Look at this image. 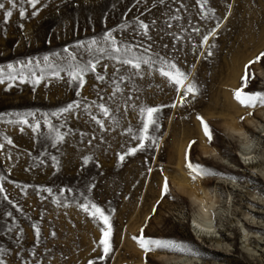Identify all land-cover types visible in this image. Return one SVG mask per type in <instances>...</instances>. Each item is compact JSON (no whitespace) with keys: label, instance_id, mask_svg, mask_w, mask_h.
I'll use <instances>...</instances> for the list:
<instances>
[{"label":"rangeland","instance_id":"rangeland-1","mask_svg":"<svg viewBox=\"0 0 264 264\" xmlns=\"http://www.w3.org/2000/svg\"><path fill=\"white\" fill-rule=\"evenodd\" d=\"M0 2L5 264H264V106H242L233 95L245 65L264 53V0H39L35 8L26 0L15 8ZM108 33L120 52L104 40ZM133 56L149 63L135 69L119 62ZM165 64L185 74L184 87L161 75L173 71ZM8 65L17 79H9ZM85 66L81 88L72 74ZM248 74L244 92L264 94V57ZM189 84L195 94H185ZM148 107L159 111L141 148ZM186 153L205 172L195 180ZM203 192L214 203L210 233L193 224L192 197ZM92 205L112 226L104 259V225L90 214ZM141 229L166 246L145 253L133 239Z\"/></svg>","mask_w":264,"mask_h":264},{"label":"snow or ice","instance_id":"snow-or-ice-1","mask_svg":"<svg viewBox=\"0 0 264 264\" xmlns=\"http://www.w3.org/2000/svg\"><path fill=\"white\" fill-rule=\"evenodd\" d=\"M7 2L12 5L13 8L16 7V0H7ZM26 2L33 8L36 7V5L39 3V0H26ZM161 2H163V0H161ZM202 3H207V0H202ZM5 8V4L3 2H0V10ZM36 13L34 12L33 15H35ZM25 15L24 11L21 10L20 11V16L21 18H23ZM12 16V11L8 10L5 12L4 15V21L7 22L8 19ZM148 25L144 24L143 22H140V28L145 30V35H147V30H148ZM104 40L106 41H110V43L113 45L112 47V51L113 52H120V49L115 47V41L112 40L111 38V33H108L105 37ZM205 40H207V37H205ZM96 41H92V44H95ZM99 51H103V49H100ZM126 52H131V47H126L125 48ZM65 53H69V49L65 48L64 49ZM69 56L74 60L75 57L72 56L71 53H69ZM261 57H264V53H261L260 56L256 57V59L254 61H249L248 65H245V75L241 78L242 79V86L240 89H237L234 92V98L242 105V106H246V107H255L257 104L264 106V94L262 93H245L244 92V88L247 87V81L249 79V74H248V68L251 64L258 62ZM45 62L48 61V57H44L43 58ZM119 62L121 64L124 65H131V67L135 68V69H140L141 63H149L148 60H144L142 57H138V56H133L131 59H119ZM89 64L91 65V71H95L96 69V65L94 63H92L91 61L89 62ZM166 68L172 69L173 71H161V75L165 76L168 78V80L172 83H174L175 85L178 86V90L179 88L184 87L185 85V80H186V76L185 74L180 71L179 69L176 68L175 64H165ZM8 70H9V79H17V76H13L11 75L12 73V65H8ZM89 70V68L87 66L80 68L79 71H76L72 74V79L74 81L78 80L79 81V85L82 88L84 85V76L83 73L87 72ZM117 71H119L117 69ZM97 79L102 80L103 77L102 76H98ZM4 82V70L0 69V83ZM20 82L23 83V77H20ZM33 84H39L40 80L39 79H33ZM119 89H117L118 91ZM192 93L195 94V88L193 85L189 84L187 85L186 88V93ZM79 94V93H78ZM76 107H79V104L75 105ZM175 106V105H173ZM73 105H69L67 108L64 109V111H70L72 109ZM101 107V111L104 113V115L107 117L109 112L108 109L105 108L103 105L100 106ZM159 111L158 108H152V107H148L146 109H142V114H146V118L143 122V132L145 133V135H142L140 137L141 143H140V147L143 148L144 147V143L143 141L148 139V136L146 135L148 133L149 130V126L155 124V119H154V114L157 113ZM251 114V113H249ZM26 115H33L31 113H28ZM55 115V114H54ZM93 120H96V117L93 116L92 117ZM200 121H201V125L203 127V131L206 137L209 138V140L211 139V133L209 130L208 125L203 121L202 118L197 117ZM19 123L21 124H26L27 120H20ZM97 124H100L101 127L103 128V124L101 123V121L96 120ZM39 125H37L38 127ZM35 130V129H34ZM58 139L59 140H63V136H59L58 135ZM9 144L12 143L11 140L7 141ZM194 143V142H192ZM189 147H191V143L189 145ZM136 151V149H132L130 154H134V152ZM123 156L120 157L121 160H123ZM185 160H186V167L188 168L190 173H194V175H192V179L195 180L196 176L198 175H203L205 174L204 170L199 166V165H193L191 162H188V156L187 153L185 155ZM87 162V159L86 161ZM168 190V184H167V179H165V183H164V187L162 190V197L163 195L167 192ZM3 189L0 188V192H2ZM7 197H5L6 199ZM84 211H88L87 207H84ZM155 211V209H154ZM94 218H98L104 225V228L101 229V239L99 241L100 245L102 246V251H103V256L101 257V259H104L105 257H107L111 251H112V243H111V237H112V226L109 222V217L104 215V213L95 205H92V211L90 213ZM54 235V234H53ZM133 239L136 241V243L143 249V251L145 253H147L150 250H153L151 248V246L155 245L156 247H161V246H166V244L164 242L161 241H157V240H150V239H146L143 236V229H141V235L139 237H133ZM2 251V250H0ZM0 264H5L3 259H0ZM89 264H94L93 261H89Z\"/></svg>","mask_w":264,"mask_h":264},{"label":"bare ground","instance_id":"bare-ground-1","mask_svg":"<svg viewBox=\"0 0 264 264\" xmlns=\"http://www.w3.org/2000/svg\"><path fill=\"white\" fill-rule=\"evenodd\" d=\"M263 20L261 19V21H263ZM261 37H262V35L260 36V38ZM258 40L260 42V39L259 38H258ZM234 132H236V131H234ZM238 134H239V132H238ZM240 134H239L240 136H245L244 135L245 133H243V132L240 133ZM188 136H189V134L187 135V137ZM199 138H200L201 141H203V138H202V135L200 134V132H199ZM179 146H181V145H179ZM175 154H176V156L175 155L174 156L176 157V159L178 160V164L180 165L181 162H182V160H181L182 159V150L180 149ZM202 195H203L202 197H200V196H194V197H192L193 198L192 199L193 200V203H194V205H196V207L198 209L197 217L193 220V224L195 226L194 227L195 229L199 228V230H201L202 232L210 233V229H212V228H211V220H210L211 218H209V215H210L209 213H210V210L214 207V203H212V201H207V197H206V194L204 192H203Z\"/></svg>","mask_w":264,"mask_h":264}]
</instances>
